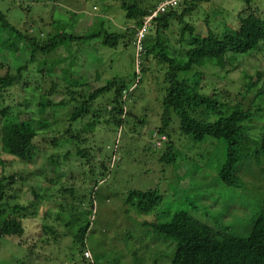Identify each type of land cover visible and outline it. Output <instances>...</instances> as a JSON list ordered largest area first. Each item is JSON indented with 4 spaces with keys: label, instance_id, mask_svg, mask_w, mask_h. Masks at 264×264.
Returning a JSON list of instances; mask_svg holds the SVG:
<instances>
[{
    "label": "rangeland",
    "instance_id": "rangeland-1",
    "mask_svg": "<svg viewBox=\"0 0 264 264\" xmlns=\"http://www.w3.org/2000/svg\"><path fill=\"white\" fill-rule=\"evenodd\" d=\"M161 2L162 0L154 1L157 6ZM116 3L118 4L117 0H0V10L6 13L7 18L18 28L31 29L33 35L43 40L50 33H56L62 28L75 33L84 29L97 32L103 28L112 29L114 32L124 31L132 25V21H128L125 11ZM220 3L212 4V8L207 3L202 4V7L192 16L186 17V20L195 25L199 33L205 35L206 19L215 25L219 20V23L224 21L219 16L216 17L217 21L212 15H207L215 6L222 10L224 19L237 24L238 13L247 4L246 0H221ZM252 5L258 8V12L264 17V0H252ZM180 7H183V4ZM183 27V23L174 20L163 36L173 55H183V47L179 43ZM221 27L223 28V25ZM221 27H216V31ZM148 32L154 36L155 27L149 28ZM79 43L81 45L74 54L90 61L81 62L82 65L75 66V69L83 68L92 79L93 87L111 79L120 71L121 66L126 74L134 72V61H131L136 53L134 42L123 49L124 52L120 51L122 46L117 49L119 51L116 50L119 54L111 58V62H116V65L110 67L108 72L105 68H108L109 64L94 58L96 54H100V39ZM82 43H86V46ZM89 43H92V46L86 50L85 47L89 46ZM184 43L187 47L188 41ZM8 46V42L2 40L0 75L8 70L16 72ZM67 50L69 48H59L53 56L62 58L68 55ZM106 50L110 49H105L103 54ZM92 54L94 56H89ZM23 58L21 56V59ZM239 64V67L229 72L228 77L211 69L212 67L206 69L203 78L206 90L227 88L236 94L243 86L246 73L255 74L257 66L264 71V46L259 53L248 55L246 60L241 58ZM115 66L119 68L116 69ZM150 67L154 71L150 72L156 77L159 75L160 79L163 72L159 71L160 66L155 59H151ZM99 69L105 70L104 79L96 80V70ZM151 73L145 77L148 84L143 87V82L140 89L153 95L154 88L158 86L156 90L162 91L164 84L153 82ZM26 74L29 75L28 72ZM33 74L29 75L31 85L35 84ZM45 83L49 88L50 81ZM24 85L23 82L11 88L9 93L13 105L23 104L25 96L32 98L30 93L22 91ZM66 98L68 95L62 92L51 96L53 103L58 104ZM139 102L134 106L139 105ZM152 102L153 100L148 101L147 106L150 104L156 109L154 106L158 105L157 102ZM19 109L24 111V106L20 105ZM69 110V105L50 106L47 112L38 117V123L35 125L40 134L36 138L32 159L26 162L2 151L0 129V177L17 175L18 172L15 177L17 182H8L10 185L6 188L13 197L6 198L5 202L26 207L20 211L25 232L23 235L3 237L0 264H170L176 250V242L155 233L148 222L168 220L174 213L177 202L185 201L186 193L196 205L194 207L189 204L188 208L199 219L217 229L231 231L237 235L245 236L250 232L254 219L264 206L263 155L259 160L257 157L255 160L245 159L240 164L239 175L243 183L227 184L217 172L226 157L224 141L207 136L203 142H199L179 133L180 131L173 133L172 142L181 155L177 157L180 159L178 163H172L173 154H164L168 145L163 148L164 151L155 148L157 150L151 149L149 155L144 152V145L149 143L150 135L140 136L135 133L129 118L122 131L101 125L95 134L90 135L93 139L88 145L91 154L97 156L90 165L86 159L82 160L83 158L76 155L75 147H72L69 153L71 158L65 160L64 156L70 146L62 144L56 147L52 143L55 138L62 139L63 130L69 127L65 122ZM143 111L148 120L154 123L152 113L145 108ZM152 123L149 129L154 131L156 128H153ZM250 123L244 142L246 144L250 143L251 138L255 140L264 132V115H257ZM170 125L177 127L178 122H171ZM72 126L77 127L78 123H73ZM52 157L58 158L60 163H52ZM165 162L168 164L166 171H163L166 174L160 171L164 169ZM196 178L195 183L185 190L184 195L178 191V183L181 180L189 179V183H192ZM94 182H97V187ZM153 187H159L164 195V201L155 210L142 213L125 203L129 190H146ZM67 188H73L74 195H71ZM34 190L46 196L37 201ZM180 194L183 195L182 198L178 197ZM87 221L91 222V228L88 232L86 252L90 251L92 255L87 256L85 252L86 258H83L73 235ZM50 227L54 228L53 232L48 230Z\"/></svg>",
    "mask_w": 264,
    "mask_h": 264
},
{
    "label": "trees",
    "instance_id": "trees-1",
    "mask_svg": "<svg viewBox=\"0 0 264 264\" xmlns=\"http://www.w3.org/2000/svg\"><path fill=\"white\" fill-rule=\"evenodd\" d=\"M117 1L119 5L116 4L125 11L128 21H132V25L126 27L124 31L114 32L112 29L103 28L97 32L84 29L75 33L62 28L56 33H50L43 40L33 35L31 29L18 28L7 18L6 13L0 10V46L2 40L8 42V49L16 68V72L8 70L0 75L2 151L22 162L32 159L36 138L40 134L39 128L35 125L38 123V117L47 112L48 107L62 104L70 107L65 117L69 127L63 130L62 139L55 138L52 144L56 147L62 144L70 146L64 156L65 160L71 158L69 153L71 148L75 147L76 155L83 158L82 160L86 159L90 165L93 158H97L91 154L88 145L93 139L90 135L95 134L101 125L122 131L127 119L131 118L135 133L140 136L150 135L149 143L144 145V152L149 155L150 150L155 148L164 151L163 148L168 145L164 154L167 152L173 154L172 163H178L180 159L177 157L181 155L180 150L172 142L173 133L177 134L180 131L179 133L199 142H203L207 136L224 141L226 157L217 172L227 184L243 183L239 175L240 164L245 159L255 160L257 157L259 160L260 156H264V132L255 140L251 138L250 143H244L252 119L259 114L264 115V71L257 66L255 74L246 73L243 86L236 94L227 88L206 90L203 78L206 69L210 67L228 77L229 72L239 67L241 58L246 60L248 55L259 53L264 46V17L258 12V8L252 5V0H246L247 4L238 13V22L234 25L222 17L220 8L213 6L212 12H208L207 15H212L217 21L216 17L219 16L224 21L219 23V20L215 25L206 19V34L203 35L197 31L195 25L186 20V17L192 16L202 4L207 3L212 8V4H221V0H181L175 7L169 6L153 19L149 28L155 27V34L153 36V33L148 32L149 28L147 29L141 41L142 51L138 62V32L146 16L157 7L154 3L156 0ZM182 4L183 7H180ZM28 7L30 8V5ZM174 20L184 24L179 40L183 47L181 53L183 55H173L163 38ZM216 27L221 29L216 31ZM96 38L100 39L98 46L100 54H96L94 58L98 61L102 59L104 63L109 64H106L108 68L104 67L107 72L110 67L116 65V62H111V58L119 54L117 49L122 46L120 51L124 52L123 49L134 42L136 53L134 58L133 56L131 58V61H134L132 68L134 72L126 74L121 66L120 71L111 79L93 87L92 79L83 68L75 69V66L82 65L81 62L88 63L90 60L82 59L83 57L75 55L74 52L81 45L80 41H91ZM186 40L187 47L184 45ZM82 45L86 46V43ZM88 45L85 47L86 50L92 43ZM64 47L69 48L68 55L62 58L53 56L56 50ZM104 48L110 50L103 54ZM21 56L24 58L21 59ZM151 59H155L160 66L159 71L163 72L160 79L163 81L158 78L159 75L156 77L150 72ZM105 70H102L103 72L100 69L96 70V80L104 79ZM27 72L29 75L37 73L33 74L35 84L31 85L32 80ZM148 73H151L153 82H157L158 85L164 84L162 91L156 90L158 86L154 88L153 95L141 91L142 83L144 82L143 87L148 84L145 78ZM48 81L49 88L45 83ZM23 82L25 85L22 91L30 93L32 98L25 96L23 104L13 105L9 92L11 88ZM61 92L68 95L67 100H62L60 104L53 103L51 96ZM150 100L157 102L158 105L154 106L156 109L150 104L147 106L146 103ZM137 102L140 104L134 106ZM20 105L24 106V111L19 109ZM144 108L152 113L154 123L148 120L146 114L147 117L144 115ZM175 121L178 122V129L170 125ZM73 123H78V126L73 127ZM151 123L156 130L149 129ZM51 161L54 164L60 163L55 157H52ZM167 166L166 163L164 169L160 171L165 173L163 171H166ZM16 174L18 175V172ZM192 174L195 177L194 172ZM17 175L0 177V246L4 236L23 235L25 232L20 211L26 207L5 202L6 198L13 197L6 190L10 185L8 182L16 183ZM196 180L197 178L192 183H189V179L181 180L178 183V191L184 195L185 190ZM94 184L97 187V182ZM67 190L74 195L73 188ZM34 195L37 201L46 196L36 190ZM183 195L180 194L178 197L182 198ZM163 201L164 195L159 187L146 190L131 189L125 198L126 204L142 213L155 210ZM189 204L196 206L186 193L185 201L177 202L174 213L168 220L148 222L155 233L176 242V250L170 264H264V206L254 219L250 232L241 236L231 231L217 229L199 219L189 210ZM90 228L91 222L87 221L73 235L83 258H86L84 254L88 248ZM48 230L53 232L54 228L50 227ZM56 239L57 237L54 238Z\"/></svg>",
    "mask_w": 264,
    "mask_h": 264
},
{
    "label": "built area",
    "instance_id": "built-area-1",
    "mask_svg": "<svg viewBox=\"0 0 264 264\" xmlns=\"http://www.w3.org/2000/svg\"><path fill=\"white\" fill-rule=\"evenodd\" d=\"M181 0H164L161 2L154 10H152L145 18L143 26L139 30V38H138V51L140 52L142 50V44L141 41L146 35L147 29L152 25L153 19L160 13L166 11L169 6L175 7L177 4H179ZM165 138V137H163ZM87 256H91V252H86Z\"/></svg>",
    "mask_w": 264,
    "mask_h": 264
},
{
    "label": "clouds",
    "instance_id": "clouds-1",
    "mask_svg": "<svg viewBox=\"0 0 264 264\" xmlns=\"http://www.w3.org/2000/svg\"><path fill=\"white\" fill-rule=\"evenodd\" d=\"M137 48H138V47H137ZM141 51H142V50H141ZM141 51H140V52H141ZM140 52L138 51V53H137V58H138V59H139V56H140V54H141Z\"/></svg>",
    "mask_w": 264,
    "mask_h": 264
}]
</instances>
